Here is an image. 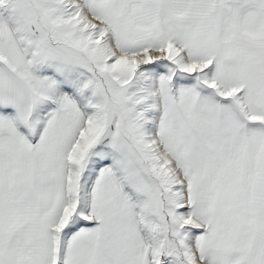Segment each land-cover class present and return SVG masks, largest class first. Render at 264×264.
I'll list each match as a JSON object with an SVG mask.
<instances>
[{
	"label": "snow or ice",
	"instance_id": "snow-or-ice-1",
	"mask_svg": "<svg viewBox=\"0 0 264 264\" xmlns=\"http://www.w3.org/2000/svg\"><path fill=\"white\" fill-rule=\"evenodd\" d=\"M0 264H264V0H0Z\"/></svg>",
	"mask_w": 264,
	"mask_h": 264
}]
</instances>
